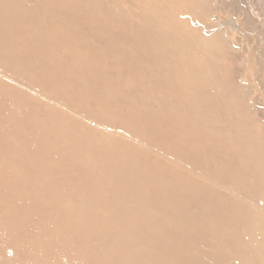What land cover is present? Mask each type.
Returning a JSON list of instances; mask_svg holds the SVG:
<instances>
[{
  "label": "rangeland",
  "instance_id": "rangeland-1",
  "mask_svg": "<svg viewBox=\"0 0 264 264\" xmlns=\"http://www.w3.org/2000/svg\"><path fill=\"white\" fill-rule=\"evenodd\" d=\"M9 2L19 16L45 12L55 19L51 27L54 51L70 46L71 41L58 37L65 26L61 37H79L78 48L73 50L77 58L65 55L51 59L69 67L80 62L84 71L73 75L74 93L67 89L64 94L52 93L49 86L56 77V67L49 69L48 74L53 75L50 80L42 78L45 84L34 81L37 75L27 71L32 65L45 68L50 61L27 62L24 67L12 62L9 70L3 68L7 62L0 61V193L12 182L24 187L29 174L37 176L31 178L37 189L45 188L48 180L56 181L46 191L50 194L47 219L57 217L61 209L67 210L68 203L75 199L83 202L79 211L84 217L92 214L95 204L92 219L110 230L101 231L106 242L93 245L106 253L93 258L94 263L182 264L172 263L179 250L170 247L168 241L158 248L160 243L153 236L146 239L129 227L171 212L176 221L186 220L185 232L179 235L185 246L199 241L211 243L212 239L216 242L214 248L221 254L210 261L204 259V252L191 255L196 264H264V0H0L2 4ZM146 7L156 14L153 18L164 21V29H159L165 31V22L171 23L173 34L180 37L178 40L184 39L178 41L181 46L193 53L198 49L202 52L200 67L212 69L215 78L216 87L207 96L214 101L206 104V96L200 94L203 102L190 101L189 91L180 89L176 94L177 83L164 82L165 72L167 76H178L179 72L187 73L186 65L164 72L159 69L158 59L139 62L135 71H130V61L136 58L132 44L147 29L143 25ZM186 7L192 10L185 12ZM170 13L179 18L165 19ZM85 23L101 30L93 33ZM23 28L34 33L41 30L29 24ZM149 29L155 31V26L151 24ZM5 35H11V31L0 33V37ZM212 43L215 48L210 49ZM21 67L26 69L22 71ZM179 76L187 81L185 74ZM84 81L98 86L87 83L90 87L81 94L80 83ZM176 114L178 126L170 129L168 125L174 123ZM201 117L209 120L207 137L203 136L202 125L193 126L204 122ZM213 118L221 121L211 123ZM162 129L166 133H160ZM219 129L223 132L217 133ZM172 130L177 137L172 136ZM167 133L172 137L164 136ZM231 139L254 143L251 163L242 142L235 151L236 145L230 143L227 147L232 151L220 150V156L211 151L213 142ZM229 154L238 159L226 162ZM236 162H242L244 170L235 167L233 175L228 176L226 170ZM57 163L60 166L56 169ZM93 178L96 184L91 187ZM176 180L178 183L173 182ZM163 184L168 198L158 199L160 194L156 192ZM60 187L67 191L60 194ZM97 191L106 196L96 204L93 197ZM10 200L15 206H24L25 201L18 197ZM8 208L9 203H2L0 212L8 213ZM210 214H215L218 223L215 231L204 220ZM84 223L80 218L74 236L79 235ZM193 224L202 226L203 231L190 229ZM50 226L36 222L23 237L31 242L33 237L47 233L48 240L39 250L54 255L51 239L58 233ZM167 227L169 224L153 222L146 231L172 236ZM62 228L67 230L65 225ZM146 245L152 250L156 247L149 258L140 251ZM70 249L74 252L67 259L78 264L77 250ZM2 262L35 263L24 247L8 250Z\"/></svg>",
  "mask_w": 264,
  "mask_h": 264
},
{
  "label": "bare ground",
  "instance_id": "bare-ground-1",
  "mask_svg": "<svg viewBox=\"0 0 264 264\" xmlns=\"http://www.w3.org/2000/svg\"><path fill=\"white\" fill-rule=\"evenodd\" d=\"M184 1L186 3L190 2V0H184ZM70 2L71 0H66V3H70ZM191 10L192 8L186 7L185 12H190ZM0 11H2L0 13V33H9V31H11V35H8V37L6 35H5L6 38H3L5 36L0 37V61H5L8 63V64L6 63V65L3 68L9 70L11 68L12 62H14V64H17L18 66L21 65L24 67L26 66L27 62L31 65L33 62L36 61H39L41 63L50 61L48 62L47 67L45 68L44 67L38 68L35 65H32L31 67L27 68V71L30 70L32 73L33 72L35 73L33 75L35 76L37 75L35 77L36 80L33 79L34 81L42 82L43 84H45V81L50 80L53 76V75L50 76L48 74L51 71L49 69H53L54 67H56V77L50 80V86H49L52 93H55L53 91H57L61 94H64L63 91L64 89H67L70 93H74V90L72 89V85L75 84V81L72 79L73 75H76L77 72H83L84 67H82L81 64H79L80 62L73 64L71 63L70 67L67 65H62L60 63L58 65L57 61L51 58L59 57L60 59L65 55L70 56L71 58H77L78 55L74 51H76L78 48L77 43H79L78 42L80 40L79 37H69V38L61 37L66 32L67 26H65L63 30L60 29L61 32H59L60 34L58 36L59 40H68L71 41V43L68 49L62 47V50L57 52L54 51L52 48V43H53L52 41L54 40L55 37H53L51 33V29H52L51 27L53 26L52 23L55 21L54 18L48 17L45 12L40 13L38 16L31 15L30 13H25L23 16H19L18 14H16L14 6L11 2L6 4L0 3ZM146 12H147V19L145 20L143 25L145 28H147L146 30L148 31L146 30L142 31L140 34L141 35L140 38L136 42H133L132 44L134 47L133 54H136V58L130 61L129 64L130 71L131 72L133 70L135 71L136 68L135 65H137L139 62L142 63L145 61L155 62L158 59L160 60V62H157L159 63L158 65L159 69H161V71L164 72L168 71L166 68L173 70L180 65H186L187 66L186 70H188L187 73L179 72L178 76H173V75L167 76L166 75L167 72H165L163 78L164 82H168L169 80H172L174 83H177L176 84L177 90L174 91L176 94L179 93L180 89H185L189 91L187 95L190 101L193 99L196 100L195 102H203L200 101L199 94L201 95V97L206 96V98H203L206 104H208L209 101H214L213 99L210 100L209 97L207 96L209 92L216 87L215 78L213 77L212 69L209 70L208 68L200 67L201 59H203L202 52H199L198 49L193 53L191 50H189V48L181 46L178 43V41L183 42L184 39L182 38L181 40H178L180 39V37L178 38L176 37L175 34H173L174 26L170 25L171 23L168 24L167 22H165L167 25H165V31H164L163 30L164 21L163 20L161 21V19L153 18L152 16L156 14L149 7H146ZM174 14L170 13L169 16H167L165 19L175 18L177 15L174 17ZM177 18L179 17L177 16ZM75 23L82 24L80 21H75ZM28 24L30 26H35V25L39 26L41 28L40 32L34 33L26 28H23L24 25H28ZM86 24H88L89 30H92L93 33L101 30L100 28L93 26L89 23H85V25ZM151 24L155 26V31H151L149 29ZM159 28H163V29L161 30ZM200 44L201 42H198V47L200 46ZM209 48L210 49L215 48V45L212 43L209 45ZM70 50L72 51L74 50V51L72 52ZM5 57H8L9 61H7L6 59L4 60ZM163 66H166L164 67L166 70H163L161 68ZM62 67H66L68 71H65ZM3 68H1V70H3ZM24 69L26 68L21 67L22 71ZM71 73L72 76L70 77ZM179 74H185L187 77V81H184L179 76ZM42 78H46V80ZM197 81H200L201 83H198ZM138 82L141 83L139 77H138ZM87 83H93L91 87L98 86V84L95 82L84 81L80 83L81 94H83L87 90V87H90V85H87ZM156 84H154L153 86H155ZM151 87L149 86L150 89ZM202 90L204 92L203 95L201 93ZM69 92L66 94H69ZM102 100L104 99H101L100 101ZM193 110L196 111L195 107ZM206 112H208V108ZM222 114L223 113H221L220 116ZM177 119H179V116L176 114V117L174 118V123L170 122L168 125L170 129H172L171 127L173 126L177 128L178 126ZM200 119H202L204 122L202 123L201 121H198V123L193 124V126L197 125L199 127V125H202L204 130L203 136L207 137L208 133L206 130L207 129L206 125L209 123V120L208 118L205 117H201ZM217 121L220 122L221 120H218L217 118H213L211 120V123H217ZM200 132L201 131H199V133ZM222 132L223 129L217 130V133H222ZM160 133H166V132L162 129ZM172 134H173L172 136H176V137L178 136L174 132V130H172ZM164 136L168 138L171 135L167 133ZM212 136L213 135H211L210 138ZM239 142H242L245 145V147L248 148L247 151L249 153L248 161H250L249 163H251L254 159V155H252L254 151L253 150L254 146L252 145L254 143L252 142H246L243 140L235 141L232 139L231 141L230 140L227 141L223 140L221 142L215 141L211 144V146L213 147L211 151L212 150L215 151L220 156V154L222 153L220 150L226 149L228 151H232L227 147L230 143L236 145V148L234 149L235 151L239 146ZM217 144H219V146H217ZM100 147H102V145ZM183 150L186 151L185 148ZM234 157L238 159L235 155L229 154L224 160L227 162L229 159H234ZM59 166L60 165L57 163L55 165V168ZM235 167L244 170V167H242V162H236L234 165L231 164V166L226 170L228 176L233 175L235 171ZM33 176L37 178L36 175L26 174L24 179V187L19 183L12 182L11 187L8 190H6L4 193H0V205L2 203H9L8 209H10L8 210V213L0 212V264H3L2 262L3 255L6 252H8V250H17L21 247L25 248L28 258L34 260L35 262L34 264H62L64 261L68 264H71L70 261L67 259V257L69 256L70 253L74 252V250L70 248H74L77 250L76 254H78L77 256L78 264H111V263L93 262L94 261L93 258L103 257L106 255V253L100 252L96 248H94L93 245L96 243L106 242V240L101 237V231L110 230V228L106 229L105 227L100 225L98 220L92 219L93 218L92 214L96 211L97 206L94 204V209L92 214L87 213V216L84 217L80 215V211H79L80 205L83 202L75 199L74 201H70V203H68L70 205L69 206L70 208L68 207L67 210L61 209L58 211L57 217L54 216L51 220L47 219L45 214L48 215L46 211L49 210L50 208L48 205L50 194L46 193V191L51 189V186L55 184L56 181L48 180L45 183V188L37 189L34 185V181H31V178ZM249 177L253 178L254 176L249 175ZM173 182H177V180ZM95 184L96 182L94 181L93 178L91 187L95 186ZM169 184H171V186H174L173 183H169ZM194 184L198 186L197 183ZM164 186H165L164 184L161 185V189H158V192H156L157 196L158 194H160L158 199L168 198L165 197L167 194L162 190L163 188L166 190V186L165 187ZM22 187L23 189L21 190ZM58 191L60 194H62L63 192L67 191V189H65L64 187H60L57 190V192ZM104 196H106V194H102L101 191H97V194L93 197L96 199L95 203L97 204L98 200ZM9 197L10 198L18 197L19 201H25L24 206L23 207L15 206L14 204H12L11 200L9 202L10 199ZM166 215H171V212L167 214L156 215L154 217H148L147 222L141 224L135 222L133 223V226H129V227H131L132 229H137L146 239L151 240L150 236L151 237L153 236L154 237L153 240H156L160 243V247L158 248H161V246L164 245L166 241H168L169 242L168 245L170 247H175L176 249H178L179 250V253L177 255L178 258H175L172 263L182 262V264H196L195 259L190 258L191 255L200 256L204 252L205 254L204 259L210 261L214 259L215 256L221 254L217 252L216 248H214V246L216 245L214 239H212L211 243H202L201 241H199L197 245L191 244L185 246L182 241V236L179 235L182 231L185 232L186 220L181 218V220L176 221L177 218L172 217V215L170 218H168ZM220 217L222 221H226L225 216H222V214H220ZM80 218L85 223L81 226L79 235L74 236L73 231L77 229L78 221ZM204 220L207 222L208 226L214 229V231L217 228H219L217 226L218 223L215 221V214L207 215ZM39 221L50 224L51 225L50 227L52 229H55L58 233L57 238L51 239L54 241V243L52 244L53 251L55 253L54 255H49L45 251V249L41 251L39 250L40 247H42V245L44 246L46 241L48 240L47 233L41 236L37 235L33 237L31 242L23 237L24 231L28 229H32L33 224ZM153 222L159 225L169 224V227H167V229L172 231V236L167 235L165 233L162 236L161 235L162 231L156 232L155 235L146 231V228H148V226H150V224ZM64 225L66 226L67 230H64L62 228V226ZM180 225L184 227H181ZM179 226L182 229H180ZM189 228L196 232L200 230L203 231L201 229L203 227L198 226L197 224H193V226H190ZM205 232H208V230H205ZM63 240L66 242H63ZM135 241L140 242V240L137 239H135ZM148 246L149 245H146L144 248L140 250L142 255L147 258L153 255L154 252L153 250L156 248L154 247V249L152 250ZM82 257H84V259ZM89 258L90 260L88 261ZM170 258L172 259V256ZM221 262L222 261H220V263ZM223 263L233 264L232 262L226 263L225 261H223ZM153 264H170V263L168 261H161V262L159 261Z\"/></svg>",
  "mask_w": 264,
  "mask_h": 264
}]
</instances>
